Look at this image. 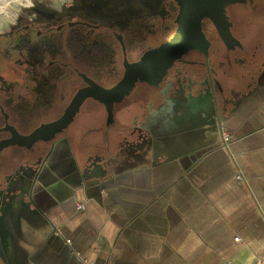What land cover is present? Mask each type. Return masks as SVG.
Wrapping results in <instances>:
<instances>
[{"label": "flooded vegetation", "instance_id": "obj_1", "mask_svg": "<svg viewBox=\"0 0 264 264\" xmlns=\"http://www.w3.org/2000/svg\"><path fill=\"white\" fill-rule=\"evenodd\" d=\"M263 78L264 0L22 4L0 26V264L20 256L7 201L31 190L38 168L36 190L48 192L46 176L56 172L58 185L77 174L97 143L117 137L116 154L129 151L125 124L140 136L139 111L151 119L157 106L219 100L225 87ZM67 145L71 165L62 164Z\"/></svg>", "mask_w": 264, "mask_h": 264}, {"label": "crops", "instance_id": "obj_2", "mask_svg": "<svg viewBox=\"0 0 264 264\" xmlns=\"http://www.w3.org/2000/svg\"><path fill=\"white\" fill-rule=\"evenodd\" d=\"M224 93L217 102L230 142L201 128L212 104H165L151 119L138 112L142 136L125 124L126 153L116 154L117 137L102 142L115 166L101 183L88 178L86 156L58 185L56 172L47 175L53 187L40 192L12 264H264V78ZM69 149L62 164L71 165Z\"/></svg>", "mask_w": 264, "mask_h": 264}, {"label": "water", "instance_id": "obj_3", "mask_svg": "<svg viewBox=\"0 0 264 264\" xmlns=\"http://www.w3.org/2000/svg\"><path fill=\"white\" fill-rule=\"evenodd\" d=\"M216 1H220V0H216ZM225 1H229V2H234L237 0H225ZM236 38H234L233 36H231V42L235 41ZM197 101V99L195 100ZM213 101V100H212ZM210 100V98H206V97H200L198 99L197 102H201L203 104H205L206 108H208L210 106V104H212V107L214 108L212 110L206 109V113H205V120L202 122L201 124V128L206 130H210V129H215V127L218 129V131H220V134H222L224 131H222V120H221V116H220V110H219V106H218V102L217 99L215 101L212 102ZM190 102V101H187ZM187 102H181L182 105L187 104ZM194 102V101H191ZM162 107H165V105H162ZM145 118H147L149 116V114L143 113L142 114ZM218 122V123H217ZM142 136V134H141ZM96 148L99 149L98 152L95 153V155L93 156H89L86 157L87 161H88V171H89V175L88 178H90L91 182H93L94 184L96 183H101L102 181H104L107 178V175L114 169L115 163H114V154H113V150L112 148H110V145H101L99 143L96 144ZM41 169H37L35 174L30 178L31 181V190L25 194L23 196V194L21 196H16L14 197V195L10 194V198L7 201V205H8V209H12V211L14 212V215L12 216V212L10 213L8 217V219L10 221L6 222V224L8 225V227L12 230H15L13 233V238L16 241V245L18 244V238L19 236L22 235V228L24 227V223L25 221H27L26 223H28V225L30 226V228H33L32 225L33 223H31V220L33 219V215L30 214L29 209L25 206V203H31L33 204V206H35V208H37V210L39 209L38 207H40V192L38 193L36 190V187L39 184V178H40V173ZM28 177L24 174V176L22 178H20L19 180V184L18 187H22L24 185V182H26V180ZM28 196L29 201H26V197ZM39 211V210H38ZM17 213V214H16ZM29 215H31V217H29ZM30 218V219H29ZM8 247H11V242L9 241L8 243ZM11 260V259H10ZM8 261V259L6 257L3 258V262L4 264H12L13 260Z\"/></svg>", "mask_w": 264, "mask_h": 264}, {"label": "rangeland", "instance_id": "obj_4", "mask_svg": "<svg viewBox=\"0 0 264 264\" xmlns=\"http://www.w3.org/2000/svg\"><path fill=\"white\" fill-rule=\"evenodd\" d=\"M30 0H2L0 1V26L4 27L12 16L17 14L22 4L29 3ZM4 8L6 10H4Z\"/></svg>", "mask_w": 264, "mask_h": 264}, {"label": "built area", "instance_id": "obj_5", "mask_svg": "<svg viewBox=\"0 0 264 264\" xmlns=\"http://www.w3.org/2000/svg\"><path fill=\"white\" fill-rule=\"evenodd\" d=\"M232 139H233V137H232V135H231L230 133H227V132H224V133H223V136H222V141H223V143H224V142H225V143L230 142ZM237 178H238V180H239V179L242 180V179H243V174L239 172V174L237 175ZM76 207L78 208V210H82V209L85 208L83 202H79V203L77 204ZM56 232H57L58 234H60V235H61V233H62V232H61V229H60L59 227L56 228ZM65 241H66L67 245H69V244L72 243V239H71V238H66ZM85 263H86V264H93V263L88 262V261H86V260H85Z\"/></svg>", "mask_w": 264, "mask_h": 264}, {"label": "bare ground", "instance_id": "obj_6", "mask_svg": "<svg viewBox=\"0 0 264 264\" xmlns=\"http://www.w3.org/2000/svg\"><path fill=\"white\" fill-rule=\"evenodd\" d=\"M0 1H2V0H0ZM4 10H6V9L4 8Z\"/></svg>", "mask_w": 264, "mask_h": 264}]
</instances>
